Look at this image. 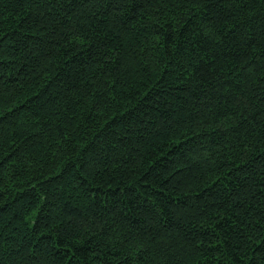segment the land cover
<instances>
[{
	"label": "trees",
	"instance_id": "trees-1",
	"mask_svg": "<svg viewBox=\"0 0 264 264\" xmlns=\"http://www.w3.org/2000/svg\"><path fill=\"white\" fill-rule=\"evenodd\" d=\"M0 264H264V0H0Z\"/></svg>",
	"mask_w": 264,
	"mask_h": 264
}]
</instances>
